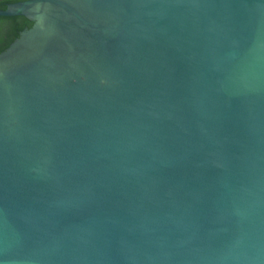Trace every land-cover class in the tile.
<instances>
[{
  "label": "water",
  "instance_id": "95a60500",
  "mask_svg": "<svg viewBox=\"0 0 264 264\" xmlns=\"http://www.w3.org/2000/svg\"><path fill=\"white\" fill-rule=\"evenodd\" d=\"M0 15V264H264V0Z\"/></svg>",
  "mask_w": 264,
  "mask_h": 264
},
{
  "label": "trees",
  "instance_id": "16d2710c",
  "mask_svg": "<svg viewBox=\"0 0 264 264\" xmlns=\"http://www.w3.org/2000/svg\"><path fill=\"white\" fill-rule=\"evenodd\" d=\"M19 0H0V8H5L6 3L15 2ZM15 16H1L0 15V51L3 49L12 26L16 20Z\"/></svg>",
  "mask_w": 264,
  "mask_h": 264
}]
</instances>
